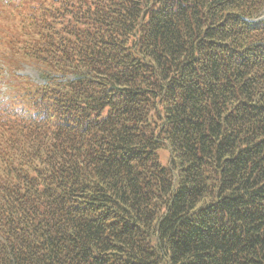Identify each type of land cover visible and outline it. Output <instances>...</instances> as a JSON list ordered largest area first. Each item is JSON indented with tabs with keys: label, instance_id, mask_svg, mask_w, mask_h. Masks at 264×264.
I'll return each instance as SVG.
<instances>
[{
	"label": "trees",
	"instance_id": "trees-1",
	"mask_svg": "<svg viewBox=\"0 0 264 264\" xmlns=\"http://www.w3.org/2000/svg\"><path fill=\"white\" fill-rule=\"evenodd\" d=\"M0 8V264H264V0Z\"/></svg>",
	"mask_w": 264,
	"mask_h": 264
},
{
	"label": "rangeland",
	"instance_id": "rangeland-1",
	"mask_svg": "<svg viewBox=\"0 0 264 264\" xmlns=\"http://www.w3.org/2000/svg\"><path fill=\"white\" fill-rule=\"evenodd\" d=\"M0 4L2 5H8L9 0H0ZM0 12L2 13V8H0ZM22 76L28 77L30 81L34 84H39V74L38 72L31 66H23V69L19 73ZM0 75H2V72H0ZM1 83V82H0ZM5 88V84H0ZM11 95V90L6 89L4 92L0 93V109L3 110L6 106L5 101H7V96ZM159 160L162 162L163 165H165L169 159V154L166 150H160L158 152Z\"/></svg>",
	"mask_w": 264,
	"mask_h": 264
}]
</instances>
